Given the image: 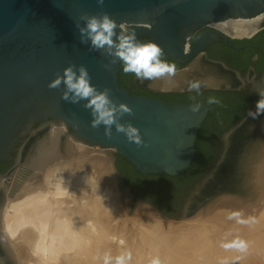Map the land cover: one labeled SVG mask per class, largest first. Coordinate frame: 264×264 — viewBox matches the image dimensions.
Returning <instances> with one entry per match:
<instances>
[{
  "label": "bare ground",
  "instance_id": "obj_1",
  "mask_svg": "<svg viewBox=\"0 0 264 264\" xmlns=\"http://www.w3.org/2000/svg\"><path fill=\"white\" fill-rule=\"evenodd\" d=\"M263 26L264 13L209 27L240 38ZM233 79L241 80L197 56L170 79L142 83L183 90L192 81L235 87ZM243 123L231 136L236 145L244 139L235 172L221 189L208 186L212 197L178 222L146 202L129 215L108 151L72 141L64 126L38 130L0 180V250L12 264H264V115Z\"/></svg>",
  "mask_w": 264,
  "mask_h": 264
},
{
  "label": "water",
  "instance_id": "obj_2",
  "mask_svg": "<svg viewBox=\"0 0 264 264\" xmlns=\"http://www.w3.org/2000/svg\"><path fill=\"white\" fill-rule=\"evenodd\" d=\"M100 12H107L125 28H134L139 40L144 38L160 45L166 59L177 63L179 70L197 56H204V50L212 43L237 49L233 45L236 39L209 26L228 19H251L263 14L264 0H105L102 7L97 0H0V164L11 160L17 151L14 165L7 172H0V180L7 179L17 165L31 135L50 126H64L72 141L115 150L143 177H176L193 162L197 134L211 107L132 95L121 87L118 81L120 62L110 64L111 57L81 44L75 27L77 22L83 26L80 15ZM202 29L208 30L200 32ZM116 31L119 34V28ZM69 64L86 66L94 86L101 91L111 89V99L117 105L124 103L132 109L133 114H125L120 123L131 122L137 127L146 147L129 143L114 126L111 137H106L103 125L96 129L91 127V111L83 107L87 101L66 102L61 99L63 85L60 89L48 87L56 74L62 75ZM220 65L226 72L249 82L239 70L224 63ZM250 83L259 93L250 109L255 111L256 102L264 91V71L260 79L252 78ZM208 89L230 87H200L199 91ZM183 91L189 89L170 92ZM197 105L198 110L193 111ZM247 116L249 112L223 132L220 137L223 148L217 161L184 200L179 214L173 217L160 212L163 219H184L192 213L193 207L199 206L196 200L206 196L208 186L219 183L218 189H221L229 181L231 171L235 172L233 162L237 146L244 139L242 137L229 152L227 141L244 127ZM112 161L121 191L132 200L134 195L130 187L116 169L115 156ZM139 202L145 200L141 198ZM0 264H12L1 250Z\"/></svg>",
  "mask_w": 264,
  "mask_h": 264
},
{
  "label": "clouds",
  "instance_id": "obj_3",
  "mask_svg": "<svg viewBox=\"0 0 264 264\" xmlns=\"http://www.w3.org/2000/svg\"><path fill=\"white\" fill-rule=\"evenodd\" d=\"M104 2L105 0H97V4L101 7ZM79 21L83 22V26L77 22L75 27L80 36V43L89 45L91 51H100L106 57H111L110 64L122 62L125 74H134L140 81L170 79L175 76L176 65L168 62L160 45L155 42L140 41L134 28H125L123 23L118 24L107 12H100L98 15L84 13L79 16ZM117 28L120 30L119 34ZM61 85L64 86L61 96L64 101L72 104L87 101L83 107L91 111L92 128L96 129L103 125L105 136L110 138L114 126L116 132L123 134L129 143H135L138 147L147 146L137 127L131 122L120 123V119L125 114H133L132 109L124 103L117 105L111 99V89L105 88L101 91L94 86L86 66L69 64L62 75L56 74V78L48 87L60 89ZM200 87V81L189 83V91L199 92ZM216 102L214 98H209V103ZM192 110L197 111L198 105ZM261 115H264V92L256 102L255 111H249V116L254 120ZM117 264H124L123 257L118 258ZM151 264H160V261L153 259Z\"/></svg>",
  "mask_w": 264,
  "mask_h": 264
},
{
  "label": "rangeland",
  "instance_id": "obj_4",
  "mask_svg": "<svg viewBox=\"0 0 264 264\" xmlns=\"http://www.w3.org/2000/svg\"><path fill=\"white\" fill-rule=\"evenodd\" d=\"M257 31L251 34L252 36L250 35L234 39L241 40L247 37H253L257 34ZM187 66L184 68H187ZM153 90L157 91V93H160L162 96L171 94L170 91H180L162 89ZM247 105L237 107L230 103V99H226L222 103H217L215 114L218 117L216 119L210 118V120H208V123H211V125H208V135L198 140V156L196 149V156L190 167L184 173L176 176L173 179H163L155 177L141 178L136 174L135 170H133L130 165L126 164L123 158L119 157L116 154L115 150L101 148L102 150L108 151L112 156H115L116 169L120 173L121 177L124 178L125 184L130 187L131 192L134 195L133 199L130 200L126 197V195L123 194L122 191H118V188L116 187L117 192H120L119 195H122L123 198H127L129 201V206L131 208L129 215L132 214V211L137 202H139V200L143 198L149 206L157 210L159 213L164 212L169 216H177L184 203V200L188 198L191 193L198 187V185L204 180V178L207 176V174L210 172L213 165L217 161L220 149L219 139L222 133L234 124L238 123L250 111ZM252 105H249V107H252ZM244 146H247V143ZM12 177H10V180L13 181L15 177ZM206 196L201 198L198 197L196 200L198 202L197 204L203 205L208 201L210 197H212L209 195ZM194 208L195 207H193V210ZM172 221L178 222L179 220L172 219Z\"/></svg>",
  "mask_w": 264,
  "mask_h": 264
},
{
  "label": "flooded vegetation",
  "instance_id": "obj_5",
  "mask_svg": "<svg viewBox=\"0 0 264 264\" xmlns=\"http://www.w3.org/2000/svg\"><path fill=\"white\" fill-rule=\"evenodd\" d=\"M208 29H202L200 32L207 31ZM237 49L225 46L221 43H212L204 50V56L202 58L204 61L210 60L212 62H217L221 67L220 63H224L230 68L239 70L242 77H246L249 82H244L243 80H234L235 87H230V89H218L212 91H219L224 94L226 99H230V103L240 107L246 106L249 109V105H252L258 96V91L251 88L250 80L254 78L255 80L260 79L264 71V26L257 31V34L250 38H244L241 40H235L233 43ZM207 59V60H206ZM180 66H176L179 68ZM222 68V67H221ZM223 70V69H222ZM225 71V70H224ZM236 77V75H234ZM125 89L132 95L145 96V97H156L162 98L160 93L152 91L150 88L145 86L142 81L138 80L134 74L129 73L127 78V85ZM211 90V89H208ZM207 90L203 91H183V92H171L174 98L168 101L181 102L179 96L186 93L202 95ZM184 103V102H182ZM206 105V104H205ZM208 106V105H207ZM210 107V106H209ZM246 107V109H247ZM213 108L211 107L212 111ZM208 117V116H207ZM206 120V119H205ZM42 123V122H39ZM36 124L35 126H37ZM223 134V133H222ZM231 141V143H230ZM219 153L223 148V143L220 141ZM228 147L227 151H232L236 143L232 138L227 141ZM17 155V151L12 154V159L9 161L2 162L0 164V172H7L14 165V158Z\"/></svg>",
  "mask_w": 264,
  "mask_h": 264
},
{
  "label": "trees",
  "instance_id": "obj_6",
  "mask_svg": "<svg viewBox=\"0 0 264 264\" xmlns=\"http://www.w3.org/2000/svg\"><path fill=\"white\" fill-rule=\"evenodd\" d=\"M140 41H142V42H148L144 38L141 39ZM168 62L174 63L177 66V63H175V62H172V61H169V60H168ZM128 75H129V73L128 74H125L123 72V64H122V62H120V73H119V76H118V81H119V85L121 87H123V88L126 87L125 82H127ZM162 98L164 100H167L168 101V100L174 98V96L172 94H168V95L162 96ZM209 98H214L217 102L216 103H209ZM179 99H181V102H184V103H197V104H201V105H205L206 104V105H208V106H210V107L213 108V110L209 112L208 117L206 118V120L203 122V124L201 126V129H200V131H199V133L197 135L196 149H197V156H198V140H200V138L208 135V132H209V126L208 125H211V123H208V120H210V118L211 119L212 118L213 119H216L218 117L215 114L216 113L217 103L224 102V100H226V97H225L224 94L220 93L219 91L207 90L202 95L192 94V93L182 94V95L179 96ZM206 130H207V132H206ZM126 164L130 165L127 162H126ZM136 174L139 177H141V178H150V177L163 178V179H173V178H175V177H169V176H166V175H147L146 177H143V176H141L137 172H136Z\"/></svg>",
  "mask_w": 264,
  "mask_h": 264
}]
</instances>
